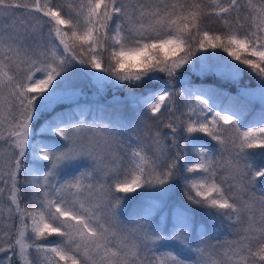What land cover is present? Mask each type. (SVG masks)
<instances>
[{"label": "snow or ice", "instance_id": "obj_1", "mask_svg": "<svg viewBox=\"0 0 264 264\" xmlns=\"http://www.w3.org/2000/svg\"><path fill=\"white\" fill-rule=\"evenodd\" d=\"M0 264H264V0H0Z\"/></svg>", "mask_w": 264, "mask_h": 264}, {"label": "rangeland", "instance_id": "obj_2", "mask_svg": "<svg viewBox=\"0 0 264 264\" xmlns=\"http://www.w3.org/2000/svg\"><path fill=\"white\" fill-rule=\"evenodd\" d=\"M215 51L222 58H226L228 60H231L232 59L231 57H229L227 55V53H224L222 50H215ZM185 67H187V66H185ZM195 75H198L199 76L198 73H185L184 79H187L189 81H192V80H194V76ZM209 78H212L213 79L212 82L214 84H212V85H198V84H193V86H196V87L221 88L223 91L229 93L230 95L232 93H230L228 91V89H226L227 87L229 88V87L234 86L235 87V90L237 92H238L239 88H242V87H249V88H255V87H257L256 79L252 75H250L247 70H245V71H243L241 73L238 84L233 83V82H230V81L222 80L218 76H211ZM217 82L218 83L220 82L222 87L217 86ZM73 83L78 88H80L82 90V92H83V95L81 96V103H91V104L99 103V104H102V105H105V106H108V107H112L113 106L112 105L113 97H119L121 100H123L128 95V89L126 87H124V88H115V87H112L111 85H108L106 87V90L103 93V95H101L99 97L94 96L93 95L94 88L80 74H77L74 77ZM239 85H241V86L239 87ZM223 88H225V89H223ZM133 91L136 92L137 94H139L141 91H144V90L143 89H133ZM56 107H57V109H60V106L59 105H57ZM252 109H253V114H255L256 112L259 111L260 104H259L258 101H256V102L253 103ZM60 110H63V109H60ZM122 111H123V113L125 115H130L132 113L133 109H132V107H131L130 104H125L122 107ZM80 166H82V164L81 165H73L71 170H78V168ZM171 195H172L173 200H180L183 197V190H182V188L181 189L174 190ZM134 206H135V202L132 203V207H134ZM195 215H196L198 221H201L202 222L203 220L206 219L205 217L200 216V214L198 212L195 213ZM206 227H208L207 224H206Z\"/></svg>", "mask_w": 264, "mask_h": 264}, {"label": "trees", "instance_id": "obj_3", "mask_svg": "<svg viewBox=\"0 0 264 264\" xmlns=\"http://www.w3.org/2000/svg\"><path fill=\"white\" fill-rule=\"evenodd\" d=\"M210 27H217V26L210 24ZM202 78H204L205 80H202ZM212 81H213L212 78H209V77H206L203 75L202 76L201 75H199V76L195 75L194 80H192L191 82H192V84H198V85H212V84H214ZM217 86L222 87L221 85H218V84H217ZM240 86L241 85H239V87ZM223 89H225V88H223ZM226 89H228V91L230 93H232L231 95H233V96L237 95V91L235 90L234 86L229 87V88L227 87Z\"/></svg>", "mask_w": 264, "mask_h": 264}, {"label": "bare ground", "instance_id": "obj_4", "mask_svg": "<svg viewBox=\"0 0 264 264\" xmlns=\"http://www.w3.org/2000/svg\"><path fill=\"white\" fill-rule=\"evenodd\" d=\"M203 79H204V78H202V80H203ZM204 80H205V79H204ZM212 80H213V79H212ZM217 84H218V85H221V83H220V82H219V83L217 82Z\"/></svg>", "mask_w": 264, "mask_h": 264}]
</instances>
